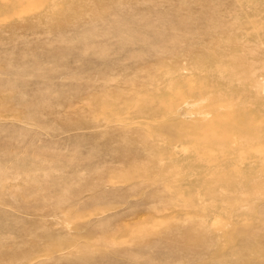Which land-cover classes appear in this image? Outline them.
I'll return each mask as SVG.
<instances>
[{"label":"rangeland","instance_id":"374dc122","mask_svg":"<svg viewBox=\"0 0 264 264\" xmlns=\"http://www.w3.org/2000/svg\"><path fill=\"white\" fill-rule=\"evenodd\" d=\"M12 4L0 264H264V0Z\"/></svg>","mask_w":264,"mask_h":264},{"label":"bare ground","instance_id":"6f19581e","mask_svg":"<svg viewBox=\"0 0 264 264\" xmlns=\"http://www.w3.org/2000/svg\"><path fill=\"white\" fill-rule=\"evenodd\" d=\"M1 1V0H0ZM22 0H17V1H6V2H3V0H2V2H0V9H4V8H8L9 6H10V3H13L12 4V6L13 5H15V4H18V3H20ZM30 1H33V0H30ZM36 1H38V0H36ZM41 1V0H40ZM32 3V2H31ZM34 3V2H33ZM5 5V6H4ZM200 98V97H199ZM226 108V107H225ZM224 108V109H225ZM221 111V110H220ZM218 112V111H217ZM206 113V112H205ZM219 114V116H220V114L221 113H218ZM224 114V113H223ZM208 115V114H207ZM215 115V114H214ZM204 116V115H203ZM216 116H217V114H216ZM224 117V116H223ZM204 118V117H203ZM213 118H215V117H213ZM220 118H222V117H220ZM201 120H203V119H201ZM223 120H225V118H223ZM236 123V122H235ZM254 134V133H253Z\"/></svg>","mask_w":264,"mask_h":264}]
</instances>
